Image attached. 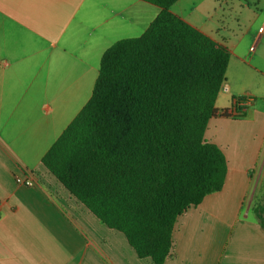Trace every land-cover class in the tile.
Here are the masks:
<instances>
[{"label": "crops", "instance_id": "obj_1", "mask_svg": "<svg viewBox=\"0 0 264 264\" xmlns=\"http://www.w3.org/2000/svg\"><path fill=\"white\" fill-rule=\"evenodd\" d=\"M155 6L0 0V264H154L73 196L42 157L91 98L103 53L143 34L160 13ZM172 11L230 51L218 113L206 130L228 173L222 190L179 216L174 254L164 264H264L262 221L223 214L242 201L244 181L253 177L255 160L228 139L230 122L264 117V0H178ZM231 223L242 225L229 234Z\"/></svg>", "mask_w": 264, "mask_h": 264}, {"label": "trees", "instance_id": "obj_2", "mask_svg": "<svg viewBox=\"0 0 264 264\" xmlns=\"http://www.w3.org/2000/svg\"><path fill=\"white\" fill-rule=\"evenodd\" d=\"M143 1L160 13L103 53L91 98L42 163L140 258L164 264L179 216L226 182L227 157L206 130L230 51L175 14L178 0Z\"/></svg>", "mask_w": 264, "mask_h": 264}, {"label": "rangeland", "instance_id": "obj_3", "mask_svg": "<svg viewBox=\"0 0 264 264\" xmlns=\"http://www.w3.org/2000/svg\"><path fill=\"white\" fill-rule=\"evenodd\" d=\"M229 127L232 130V134L228 139L231 148L243 152L246 159L251 158L255 161L252 163L253 177L247 178L241 188L240 193L244 194L242 201H232V212L224 210L223 214H229V216L233 217L237 214L239 219L261 221L259 213H262V208H264V117L252 123L248 122V120L246 122H230ZM245 144H247L246 146L252 145L253 148L249 146L247 151V148L243 149ZM233 185H235V181L230 179L227 191H231ZM251 199H253L252 207L249 208ZM226 202L227 194L222 196V203L225 204ZM215 203L219 204L221 201L217 200ZM252 224L245 223L247 226ZM240 225L242 223H231L229 234L236 232ZM122 237H125L123 233Z\"/></svg>", "mask_w": 264, "mask_h": 264}, {"label": "built area", "instance_id": "obj_4", "mask_svg": "<svg viewBox=\"0 0 264 264\" xmlns=\"http://www.w3.org/2000/svg\"><path fill=\"white\" fill-rule=\"evenodd\" d=\"M237 112H238V111L236 110V112H233V113H229V112H228V113H229L230 115H231V114H232V115H233V114L235 115V114H237ZM32 183H33V182H32L31 179H28V180L26 181V184H28V185H31Z\"/></svg>", "mask_w": 264, "mask_h": 264}]
</instances>
